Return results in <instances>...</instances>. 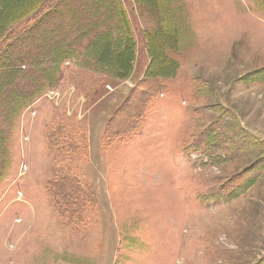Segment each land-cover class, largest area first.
Wrapping results in <instances>:
<instances>
[{
	"label": "rangeland",
	"instance_id": "374dc122",
	"mask_svg": "<svg viewBox=\"0 0 264 264\" xmlns=\"http://www.w3.org/2000/svg\"><path fill=\"white\" fill-rule=\"evenodd\" d=\"M170 1L177 33L166 20L155 41L176 72L146 106L145 33L162 6L123 0L132 75L67 61L16 119L0 183V264H264V10ZM251 144L258 156L244 153ZM64 170L95 192L82 222L61 217L47 191Z\"/></svg>",
	"mask_w": 264,
	"mask_h": 264
},
{
	"label": "trees",
	"instance_id": "16d2710c",
	"mask_svg": "<svg viewBox=\"0 0 264 264\" xmlns=\"http://www.w3.org/2000/svg\"><path fill=\"white\" fill-rule=\"evenodd\" d=\"M0 1L1 183L10 165L13 124L37 96L58 84L65 62L81 60L88 67L97 66L115 78L123 79L132 75L137 57L136 41L123 0H20L14 4L9 0ZM134 1L153 8L148 0ZM157 1L162 7L154 12L156 26L152 32L145 33L149 62L141 79L144 87L140 88L138 96L140 101L144 100V106L161 93L163 81L176 72L174 59L161 49L160 40L155 41V37H160L166 20H169L171 34L176 35L180 10L173 1ZM252 1L264 10V0ZM164 6L170 11H165ZM169 37L174 38L170 34ZM113 43L115 49L110 48ZM160 49L162 62L154 67V56ZM113 50L117 51L115 56L111 54ZM58 131L55 129L46 134L49 145ZM251 145V148L244 149V153L250 157L257 153L258 156L262 152L260 145L258 150L256 144ZM47 191L52 205L68 223L82 222L96 202L93 188L80 182L76 174L68 170L60 171L49 180Z\"/></svg>",
	"mask_w": 264,
	"mask_h": 264
}]
</instances>
